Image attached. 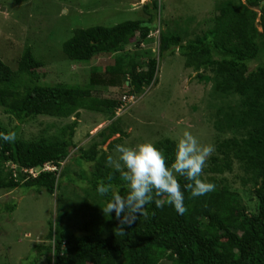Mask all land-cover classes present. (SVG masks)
Here are the masks:
<instances>
[{
    "label": "trees",
    "instance_id": "obj_1",
    "mask_svg": "<svg viewBox=\"0 0 264 264\" xmlns=\"http://www.w3.org/2000/svg\"><path fill=\"white\" fill-rule=\"evenodd\" d=\"M22 2L25 0H15ZM263 0L220 1L219 10L211 28L202 35L181 42L158 19L150 14L153 1L143 4L146 19L125 20L112 26L92 25L75 28L72 35L62 43V50L71 60H87L94 53L124 44L138 33L139 42L157 29L159 57L163 52L173 54L176 50L184 58V65L191 67L195 77L213 80L214 90L235 94L236 104L217 107L214 127L220 132L232 131V136L216 144L217 156H213L210 172L230 170L234 161L252 184L251 195L254 208L241 202L238 191L214 176L203 179L215 184V190L207 195L191 197L183 189L186 183L179 177L185 195V214H178L171 205L157 208L154 203L146 206L147 217L140 216L131 226H124L128 233L121 236L118 220L112 213L113 231L107 237L91 233L84 221V232L75 233L58 221L49 222L46 233L49 243L36 246V255L29 257L35 264L43 256L51 264H264V4ZM150 6H149V5ZM258 23L261 29L258 27ZM138 42V43H139ZM42 62L35 58L31 49L25 47L12 69L0 58V108L14 118L12 128L0 123V133L15 132V142L0 139V189L10 191L31 189L37 194L53 193L63 183L65 175L58 174L61 162L66 159L73 142L75 117L81 106L99 105L111 112L124 103V98L95 100L91 91L101 79L91 77L87 85L39 84L37 69ZM98 70L93 68L92 71ZM112 75L114 84L118 79L129 80L127 95L140 94L144 86L156 81L157 59L150 57L145 66L132 58L116 56L114 63L105 68ZM209 72V74H207ZM39 115L57 118L74 117L71 123L61 127L57 135L26 139L18 136L21 124ZM111 117V119H112ZM112 119L106 127L102 143L119 131ZM102 130H100V133ZM114 139L108 143L111 148ZM167 162L171 163L176 143L163 138L154 143ZM104 150L97 144L81 150L73 159L78 163L81 179L92 190L104 180L120 188L126 194L127 187L120 180V173L104 166L101 160ZM221 154V156H219ZM45 163L55 165L53 171H38L35 175L28 169ZM93 164L91 170L83 164ZM71 176L67 179L76 181ZM105 203L110 196H102ZM15 201L0 204V212L10 213ZM252 210V211H251ZM21 264H26L21 263Z\"/></svg>",
    "mask_w": 264,
    "mask_h": 264
},
{
    "label": "rangeland",
    "instance_id": "obj_2",
    "mask_svg": "<svg viewBox=\"0 0 264 264\" xmlns=\"http://www.w3.org/2000/svg\"><path fill=\"white\" fill-rule=\"evenodd\" d=\"M153 1L157 4L155 9L149 5ZM220 1L225 0H0V58L12 69L17 67L24 48L29 47L35 58L42 62L37 69L39 84L87 85L91 77L96 76L101 81L93 85V99H125L121 106L115 108L113 117L111 112L102 109L103 106L80 107L79 115L75 117V147L70 149L57 169V175L61 173L65 177L53 193L0 189V204L16 202L10 213L0 212V264H29L32 256L36 255V246L49 243L46 237L49 222L58 221L75 233H82L84 221H87L91 233L101 238L113 231L112 215L103 212L106 205L103 197L81 179V166L73 159L80 154V149L86 150L92 144L105 151L101 158L104 166L114 168L108 163V157L118 158L117 145L135 146L145 141L154 144L163 138L176 143L182 132L189 130L202 143L215 146L202 176H214L221 180L220 183L228 184L238 191L242 203L255 209L252 184L245 180L247 176L237 161L233 162L230 170L221 173L209 170L213 164L211 158L218 155L216 144L233 133L215 129L216 109L236 104L239 97L214 90L211 79L196 78L193 69L184 65V58L178 50L172 55L163 52L159 57L157 29L140 42L136 33L124 44L96 52L87 60L68 59L62 50V43L75 28L112 26L125 20L146 19L148 15L143 9L146 2L154 21L157 23L160 19L161 24L185 42L213 26ZM258 27L261 29L259 23ZM116 56L132 58L142 66L148 58H156V81L130 98L131 95H127L129 80L118 79L112 84L109 82L112 75L105 71L114 63ZM93 68L98 70L93 72ZM111 117L115 119L114 126L119 132L102 143L110 133L106 126ZM73 119L39 115L21 124L18 136L26 139L51 137ZM0 123L12 128L16 121L0 108ZM113 139V146L108 148ZM83 166L87 170L93 168L90 163ZM67 176L76 181L67 179ZM35 264L51 263L41 256Z\"/></svg>",
    "mask_w": 264,
    "mask_h": 264
},
{
    "label": "clouds",
    "instance_id": "obj_3",
    "mask_svg": "<svg viewBox=\"0 0 264 264\" xmlns=\"http://www.w3.org/2000/svg\"><path fill=\"white\" fill-rule=\"evenodd\" d=\"M0 139L7 143L15 142L17 134L0 133ZM215 151L211 143H202L191 131L182 132L176 142V151L171 163L167 162L164 153L152 142L145 141L135 146L123 144L116 146L118 158L108 157V163L119 173L120 180L126 185V194L111 182L100 180L96 192L100 196H110L103 212L115 214L121 236L128 235L124 226H131L140 216L147 217L146 206L154 203L157 208L171 205L175 211L183 215L185 195L179 177L186 183L183 189L190 192L191 197L207 195L215 190V184L202 178L208 158Z\"/></svg>",
    "mask_w": 264,
    "mask_h": 264
},
{
    "label": "built area",
    "instance_id": "obj_4",
    "mask_svg": "<svg viewBox=\"0 0 264 264\" xmlns=\"http://www.w3.org/2000/svg\"><path fill=\"white\" fill-rule=\"evenodd\" d=\"M130 98H132L133 96H129ZM128 99V97L126 98V100ZM133 99V98H132ZM55 165L51 164V163H45L40 167L37 168H30L28 169L29 173H31L32 175H35L38 171H53L55 170Z\"/></svg>",
    "mask_w": 264,
    "mask_h": 264
}]
</instances>
